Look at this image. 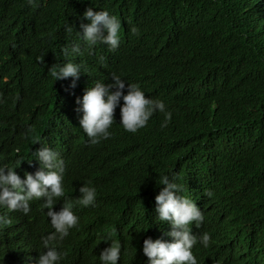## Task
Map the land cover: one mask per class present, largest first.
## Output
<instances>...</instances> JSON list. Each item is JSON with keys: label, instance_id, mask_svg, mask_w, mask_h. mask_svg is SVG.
<instances>
[{"label": "trees", "instance_id": "1", "mask_svg": "<svg viewBox=\"0 0 264 264\" xmlns=\"http://www.w3.org/2000/svg\"><path fill=\"white\" fill-rule=\"evenodd\" d=\"M88 8L121 21L115 51L97 44L89 55L77 40ZM133 26L135 35L129 32ZM71 44H80L81 53L68 59L86 71L74 87L71 77L54 82L47 74L51 65L65 62L60 49ZM97 71L106 85L115 73L126 88L136 83L146 98L162 100L172 114L167 127H159L163 114L154 113L135 134L125 132L118 105L111 137L87 144L76 100ZM59 109L76 116L61 134L67 147L65 197H79L90 181L96 199L102 190L110 206L104 212L96 203L98 214L93 206H74L86 224L70 229V247L93 230L94 240L98 233L108 241L114 236L125 251L135 198L146 190L155 198L163 187L156 183L160 175H175L182 195L191 196L203 215L220 203L227 227L264 246V24L246 0H34L31 6L0 0V127L33 149V138L56 130L52 116ZM205 189L214 193L211 200ZM46 217L31 208L23 214L25 231L6 232L0 225V264H36L41 238L49 233L42 228ZM99 254L91 252L89 264H99Z\"/></svg>", "mask_w": 264, "mask_h": 264}, {"label": "clouds", "instance_id": "2", "mask_svg": "<svg viewBox=\"0 0 264 264\" xmlns=\"http://www.w3.org/2000/svg\"><path fill=\"white\" fill-rule=\"evenodd\" d=\"M246 1L259 12L264 24V0ZM26 3L31 6L34 0H26ZM83 18L88 23H81V30L75 35L86 46L89 55L97 44L106 45L110 52L119 47V19L105 10L93 11L92 8L84 11ZM65 31L71 35L73 28L68 26ZM129 32L135 35L137 28L133 26ZM60 51L65 62L51 65L47 74L54 82L71 77V86L74 87L75 81L80 80L81 71H86L82 64L68 57L81 53L80 44H71ZM108 58L115 63L113 55ZM36 60L41 62L40 57ZM98 60L103 64L104 57ZM101 73L97 71L94 74L96 79L90 78L91 85L76 100V111L80 113L77 117L79 128L87 137V144L95 146L111 137L110 128L118 105L119 125L125 132L135 134L147 125L154 113L163 114L159 127H167L172 114L162 100L146 98L136 83L128 82L126 88L125 80L115 73H111L113 82L106 85L99 81ZM52 121L56 130L42 134L38 140L33 138V143H38L33 149H27L23 141H17L8 127H0V225L6 232L25 231L29 224L23 214L27 215L31 208L45 211L47 222L42 223V228L49 233L41 238L43 251H40L36 264H89V255L95 250L100 251L99 264H118L119 260L122 264H264L263 244L252 236H240L237 229L227 227L226 214L220 203L218 210L203 215L191 196L182 195L184 186L177 182L175 175L158 177L156 183L163 187L155 198L149 197L147 190L139 192V197L135 198L125 251L114 236L108 241L98 233L94 240L96 234L93 230L91 234L84 232L78 246L70 247V229L86 224L84 216L73 210L74 206H93L96 214L100 212L96 203L104 212L109 211L110 206L102 198V190L96 199L97 190L90 181H85L79 188V197L71 201L65 197L67 147L61 134L67 125L76 121V116L59 109L54 112ZM203 194L209 200L214 197L209 189ZM63 197V206H59ZM37 237L38 234L34 238Z\"/></svg>", "mask_w": 264, "mask_h": 264}]
</instances>
